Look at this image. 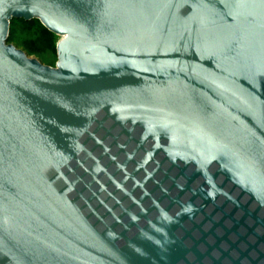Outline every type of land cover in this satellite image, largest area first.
<instances>
[{
    "label": "water",
    "instance_id": "water-1",
    "mask_svg": "<svg viewBox=\"0 0 264 264\" xmlns=\"http://www.w3.org/2000/svg\"><path fill=\"white\" fill-rule=\"evenodd\" d=\"M0 264H264V0H0Z\"/></svg>",
    "mask_w": 264,
    "mask_h": 264
},
{
    "label": "rangeland",
    "instance_id": "rangeland-1",
    "mask_svg": "<svg viewBox=\"0 0 264 264\" xmlns=\"http://www.w3.org/2000/svg\"><path fill=\"white\" fill-rule=\"evenodd\" d=\"M60 36L46 30L39 19L26 21L13 19L8 43L23 50L29 57L45 65L56 67L58 62L57 43Z\"/></svg>",
    "mask_w": 264,
    "mask_h": 264
},
{
    "label": "trees",
    "instance_id": "trees-1",
    "mask_svg": "<svg viewBox=\"0 0 264 264\" xmlns=\"http://www.w3.org/2000/svg\"><path fill=\"white\" fill-rule=\"evenodd\" d=\"M46 28V27H45ZM46 30H48L47 28H46ZM49 32H51L50 30H48ZM52 34H55V33H53V32H51Z\"/></svg>",
    "mask_w": 264,
    "mask_h": 264
}]
</instances>
